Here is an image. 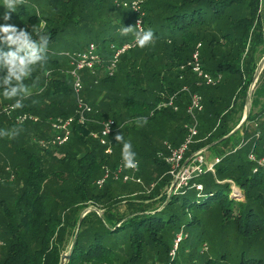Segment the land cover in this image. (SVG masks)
Here are the masks:
<instances>
[{
  "label": "trees",
  "instance_id": "1",
  "mask_svg": "<svg viewBox=\"0 0 264 264\" xmlns=\"http://www.w3.org/2000/svg\"><path fill=\"white\" fill-rule=\"evenodd\" d=\"M124 3L138 5L146 14L138 19H144L145 29L155 37L151 45L123 55L118 73L111 76L105 74L110 47L133 36L121 35L120 29L134 27L137 19L120 7ZM21 4L8 23L49 36V46L46 62L25 81L31 95L23 108L15 110L16 115H32L39 121L18 126L0 116V129L19 130L13 139L0 138V264H61L77 232L68 264H264L263 74L247 121L223 140L243 120L264 56V0ZM5 11L0 6V23ZM91 43L103 46L106 54L93 73L83 71L81 97L93 109L90 122H76L70 142L53 145L48 120L74 117L78 109L67 54L83 52ZM197 51L206 72L223 75L218 85L207 86L188 67ZM184 88L204 99L199 133L185 160L206 147V156L224 157L214 172L179 190L174 187L168 196L174 176L166 158L185 142L186 123H193ZM174 96L173 106L159 108ZM0 100L2 106L14 103ZM140 117L147 123L137 126L134 121ZM111 118L116 123L108 138L113 152L108 154V146L92 134ZM117 135L131 141L139 162L136 173L124 168L123 175L140 183L115 177L123 164ZM242 135L244 144L238 148L233 141ZM253 151L260 162L249 158ZM107 172L110 177L99 187ZM233 186L241 196L234 195ZM126 190L130 192L125 194ZM131 190L137 197L130 195ZM88 209L94 210L82 218ZM180 233L186 238L173 258L170 253Z\"/></svg>",
  "mask_w": 264,
  "mask_h": 264
},
{
  "label": "built area",
  "instance_id": "2",
  "mask_svg": "<svg viewBox=\"0 0 264 264\" xmlns=\"http://www.w3.org/2000/svg\"><path fill=\"white\" fill-rule=\"evenodd\" d=\"M23 0H20V2ZM124 6H128L127 3H124ZM133 6H138L137 4H134ZM139 8V7H138ZM138 22V28L139 30H143L141 25ZM137 45L135 44V41L131 42H125L121 45H112L110 47L111 50V57L108 61V68L107 73L108 75L113 76L118 63L120 62V59L123 55L128 53L130 50L134 49ZM201 45L198 46V48ZM67 56L70 59V64L73 67L70 71V75L73 77V85L74 90L77 95L78 100V109L77 114L74 117H70L68 119H62V118H55L52 119L53 121V139L51 141V144L57 145V146H63L70 142L72 136H73V127L74 124L77 122L80 125H84L90 121L89 115L92 114L93 109L92 107L87 104L81 97V93L83 91V80L80 75L81 72L84 70H88L93 73V70L95 66L99 63L104 62V54L102 49H100V46H98L96 43H91L88 45L87 49L83 52H75V53H68ZM188 66L192 69V71L197 75L200 80H202L203 83H205L207 86H216L218 85L222 79V75L212 76L210 73L206 72L204 70L203 65L200 62V54L199 51H197L194 56L193 60L188 64ZM183 91H187L190 96V105L188 108V113L191 116L193 123L190 125H186L185 127L188 130V136L186 137L185 142L183 144L176 148L171 150L170 157L166 158V161L172 166L171 174L174 176V181H176L175 187L177 190L184 188L185 186H189L190 182L197 178L198 176L206 173V172H214V169L207 170V162H206V152L205 149H201L195 153L192 154L187 160H185L186 154L189 151L191 145L195 142V137L198 135V113L203 111L204 107V99L203 96L198 92H190L188 88H184ZM175 97L172 98L171 102L167 105H161L159 108H165L168 106H173ZM0 116H6L8 119L14 121L17 125H24L28 121H34L38 122L39 118L23 114V115H16L15 110H12L10 105L6 106H0ZM102 129L93 134V136L100 141V143L103 146H108L107 152L108 154H112L113 149L108 141V138L114 133L115 128V121L113 120H106L101 123ZM46 143V142H45ZM40 144L44 145L43 142H40ZM47 144V143H46ZM253 160H256L255 157H252ZM221 159H218L215 161V164L219 163ZM262 164V162H260ZM139 168V167H138ZM131 170L133 173H136L138 169ZM124 167L123 164L120 165L116 172L115 177L116 179L123 178V182H128L130 180L134 181L135 178L131 177L128 174H124ZM109 172L106 173L104 178L98 181L99 187H102L107 179L110 177ZM137 182H141V180H135ZM192 187H197V189H202L201 186L193 184ZM186 238L184 234H178L176 239L174 240L173 248L171 250V256L174 258L179 250V244L182 242V240ZM0 245L2 243L0 242ZM159 264V263H156Z\"/></svg>",
  "mask_w": 264,
  "mask_h": 264
},
{
  "label": "clouds",
  "instance_id": "3",
  "mask_svg": "<svg viewBox=\"0 0 264 264\" xmlns=\"http://www.w3.org/2000/svg\"><path fill=\"white\" fill-rule=\"evenodd\" d=\"M22 5L20 0H0V6L6 10L0 23V98L14 101L10 105L12 110L24 107V101L31 95V89L25 83L39 66L47 60L49 36L33 29L29 32L26 28L17 27L8 23L11 13L16 12ZM134 27H123L121 35L133 33L135 44L145 48L154 42L155 34L151 29L133 32ZM6 49V50H5ZM134 123L141 126L147 123L145 117L137 118ZM18 129H0V138H15ZM116 140L121 144V160L126 169L136 170L139 167L137 153L131 141L124 140L122 135H117Z\"/></svg>",
  "mask_w": 264,
  "mask_h": 264
},
{
  "label": "rangeland",
  "instance_id": "4",
  "mask_svg": "<svg viewBox=\"0 0 264 264\" xmlns=\"http://www.w3.org/2000/svg\"><path fill=\"white\" fill-rule=\"evenodd\" d=\"M120 7H123V8H125V9H127V10H129V12L131 13V12H134L135 13V15L137 16V19H136V21H135V28L133 29V32L134 31H138L139 30V28H138V22H140L139 24L141 25V27L143 28V30H145V23H144V19H138V18H144L145 16H146V14L145 13H141V9L140 8H138V6H133V5H128L127 7L126 6H124V4H120ZM145 14V15H144ZM134 15V16H135ZM134 40V37L133 36H131L130 34H129V38H127V39H125V40H123V41H126L127 42V40ZM98 46H100V49H102V51H103V54H106V52H104V49H103V46H101V45H99V44H97ZM136 47H138V46H136ZM80 51H85V48L84 49H82V50H80ZM131 51V50H130ZM129 51V52H130ZM132 52V51H131ZM131 52L129 53V54H131ZM110 57H111V53H110V55H109ZM109 57V58H110ZM263 58H264V56H263ZM262 58V59H263ZM262 59L260 60V62H259V64L261 63V61H262ZM109 61V60H108ZM259 64H258V66H259ZM108 65V64H107ZM109 66V65H108ZM108 66H106V69H105V71H106V73L105 74H107L108 75V73H107V68H108ZM119 66H120V63H118V65H117V68H116V70H115V72L113 73V74H116V73H118V70H119ZM189 67V66H188ZM263 74V76H264V70H263V72L261 73V75ZM80 75H81V77L83 78V76H84V74H83V72H81L80 73ZM261 75H260V77H261ZM223 76V75H222ZM259 77V78H260ZM257 85V84H256ZM255 90V89H254ZM201 94V93H200ZM202 95V94H201ZM2 104H3V101H1L0 100V106H2ZM204 105V104H203ZM247 105H248V102H247ZM203 111H204V107H203ZM201 113V112H200ZM199 113V114H200ZM245 113V112H244ZM198 114V115H199ZM198 115H197V117H198ZM1 117H4V116H1ZM90 118V117H89ZM52 119H54V118H52ZM52 119H49L48 120V124L52 127L53 126V120ZM91 119V118H90ZM109 120H113V121H115L113 118H111V119H109ZM90 122V121H89ZM115 123H116V121H115ZM16 124V123H15ZM17 125V124H16ZM186 125H190V123H186ZM19 126V125H18ZM21 126V125H20ZM117 127H118V124H117ZM95 133H97V132H95ZM94 133V134H95ZM93 135V134H92ZM94 137V136H93ZM95 138V137H94ZM243 135L242 136H237L236 138H234V144H235V146L236 147H238V148H240V147H242L243 146V144L244 143H242L243 142ZM96 139V138H95ZM36 142H38V143H40V142H43V140H40L39 138H36ZM245 142V141H244ZM234 146V147H235ZM232 147V145H230L229 147L227 146V148H228V151H230V149H234V148H231ZM226 148V147H225ZM226 148V149H227ZM231 152V151H230ZM228 153V152H227ZM224 157V155H211V154H207V156H206V162H207V170L208 169H210V170H212V169H214V166H215V161L216 160H218V159H221L222 160V158ZM252 157H255L256 158V153L253 151V152H250V154H249V158L251 159V160H253L252 159ZM253 161H259L260 162V160H253ZM261 162H264L263 161V159H262V161ZM234 187V190H235V193H234V195L236 194V195H240V193H241V191L239 190V189H237L235 186H233ZM171 190H172V185H171V187L168 189V191H167V195L168 196H170L171 195ZM132 191V190H131ZM130 192V190H126V193L125 194H128ZM136 192V191H135ZM132 194V196H134V198L135 197H137L136 195L137 194H134L133 193V191L130 193V195ZM147 196H150V194H148ZM241 196V195H240ZM151 198L153 199H159L158 197H153L152 195H151ZM155 199V200H156ZM238 199L239 200H242L243 199V197H238ZM150 201V200H149ZM102 215V214H101ZM188 237V236H187ZM180 245V244H179ZM71 248V247H70ZM70 248L68 249V251L66 252V254L69 252V250H70ZM179 249H181V248H179ZM188 251V250H187ZM179 253L181 252L180 250L178 251ZM178 253V254H179ZM65 254V255H66ZM178 254H177V256H178ZM170 255H171V253H170ZM172 257V256H171ZM176 257V256H175ZM72 258V257H71ZM71 260V259H70ZM70 262V261H69Z\"/></svg>",
  "mask_w": 264,
  "mask_h": 264
},
{
  "label": "water",
  "instance_id": "5",
  "mask_svg": "<svg viewBox=\"0 0 264 264\" xmlns=\"http://www.w3.org/2000/svg\"><path fill=\"white\" fill-rule=\"evenodd\" d=\"M263 70H264V58L262 59L261 63L259 64V66H258V68H257V70H256V73H255V76H254V81H253V83H252V85H251V88H250V91H249V101H248V105L246 106V109H245V113H244L243 120L241 121L240 125H239L234 131H232L228 136H226L225 138H223V140L226 139V138L231 137L232 135H234L237 131L240 130V128H241V127L245 124V122L247 121V119H248V117H249V115H250V113H251V109H252V101H253L252 98H253V92H254V89H255V87H256V84L258 83L259 77H260L261 73L263 72ZM223 140H220V141H218V142H215V143L212 144V145L214 146V145H216L217 143H220V142L223 141ZM204 149H205V151H207V150L209 149V147H206V148H204ZM175 185H176V181H174V183H173V185H172L171 193H172V191H173ZM92 210H94V209H88V210L85 212V214L82 216V218H84V217H85L89 212H91ZM98 213H99V214H102L100 211H98ZM80 226H81V221H80V223H79V228H80ZM78 231H79V230H78ZM77 234H78V232H77ZM77 234H76V237H75V239H74V242H73V244H72V246H71L69 252H68L66 255H64V258H63L61 264H68V263H69V261H70V259H71V257H72V253H73L74 245H75V243H76V241H77Z\"/></svg>",
  "mask_w": 264,
  "mask_h": 264
}]
</instances>
